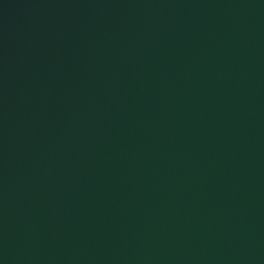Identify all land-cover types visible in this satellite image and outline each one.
Here are the masks:
<instances>
[{"label":"water","instance_id":"water-1","mask_svg":"<svg viewBox=\"0 0 264 264\" xmlns=\"http://www.w3.org/2000/svg\"><path fill=\"white\" fill-rule=\"evenodd\" d=\"M0 264H264V0H0Z\"/></svg>","mask_w":264,"mask_h":264}]
</instances>
